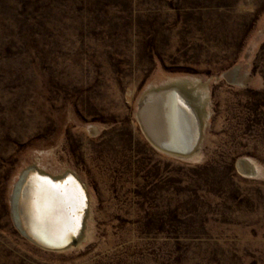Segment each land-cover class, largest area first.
Here are the masks:
<instances>
[{
  "label": "rangeland",
  "instance_id": "374dc122",
  "mask_svg": "<svg viewBox=\"0 0 264 264\" xmlns=\"http://www.w3.org/2000/svg\"><path fill=\"white\" fill-rule=\"evenodd\" d=\"M181 78L205 99L188 158L137 116ZM31 165L87 191L70 247L14 223ZM0 264H264V0H0Z\"/></svg>",
  "mask_w": 264,
  "mask_h": 264
},
{
  "label": "bare ground",
  "instance_id": "6f19581e",
  "mask_svg": "<svg viewBox=\"0 0 264 264\" xmlns=\"http://www.w3.org/2000/svg\"><path fill=\"white\" fill-rule=\"evenodd\" d=\"M230 72L232 70L224 73L226 78L230 76ZM167 83L168 85L165 86ZM165 84H160L161 86L157 88L153 86L144 92L137 111L138 119L148 139L161 151L182 158L192 157L196 154L201 139V114L197 104L204 103L203 92L198 91L196 81L189 78L168 81ZM177 95L190 107L196 119L199 137L198 139L196 137V144L191 151H187V145L193 129L191 122L181 110ZM238 165L241 171L243 169L248 174L256 170L250 168L244 161H239ZM35 167L38 172L48 174L52 178L62 177L67 172H71L77 177L72 171L55 175L41 170L38 166ZM34 176L30 175L28 168L20 173L10 196L12 215L15 225L22 235L35 244L45 247L40 243V240L52 243L60 242L70 234L73 223L68 215V209L79 207L80 192L75 182L59 191L54 188L52 181L45 183L42 180L43 183ZM85 213L86 210L84 216ZM75 215L78 217V212H75ZM80 225L81 229H79V224L77 228L73 229L76 234L74 242L64 248L70 247L82 237L84 217Z\"/></svg>",
  "mask_w": 264,
  "mask_h": 264
},
{
  "label": "water",
  "instance_id": "95a60500",
  "mask_svg": "<svg viewBox=\"0 0 264 264\" xmlns=\"http://www.w3.org/2000/svg\"><path fill=\"white\" fill-rule=\"evenodd\" d=\"M177 98H178L182 112L187 116V119H189V121L191 122L190 124H191L192 129H193L192 136L189 138L188 145H187L188 146L187 151H191L196 144V141H197L196 137H197V139L199 137L196 119L192 113V110L186 104V102L181 97H179L178 95H177ZM27 168L30 169V175L31 176L35 175L34 177H37V179H39L40 182L42 180L47 181L48 183L52 181L51 183L54 185V188L59 190V191H62L65 186H68L72 182L73 183L75 182V184L77 185V188L79 189V192H80L79 207H76L75 209H73V208L68 209V215L70 216V219L73 223L72 228L73 229L77 228V226L79 224V229H81L82 226L80 225V223H82V220L84 217V211L87 209V193H86V190H85L84 186L82 185L81 181L71 172H67L62 177L52 178L48 174L38 172L37 168L34 165H31ZM23 184H24V182H23ZM75 212H78V217L75 215ZM73 229H71L70 234L65 236L64 239H62L60 242H53V243L52 242H46V241L40 240L39 238H38V240H40V243H42V245H44L47 248L62 249L65 246H67L68 244L74 242V238L76 237V234L74 233Z\"/></svg>",
  "mask_w": 264,
  "mask_h": 264
},
{
  "label": "snow or ice",
  "instance_id": "6c2138e0",
  "mask_svg": "<svg viewBox=\"0 0 264 264\" xmlns=\"http://www.w3.org/2000/svg\"><path fill=\"white\" fill-rule=\"evenodd\" d=\"M45 183H47V181H45Z\"/></svg>",
  "mask_w": 264,
  "mask_h": 264
}]
</instances>
